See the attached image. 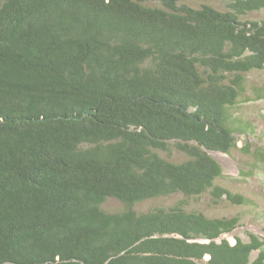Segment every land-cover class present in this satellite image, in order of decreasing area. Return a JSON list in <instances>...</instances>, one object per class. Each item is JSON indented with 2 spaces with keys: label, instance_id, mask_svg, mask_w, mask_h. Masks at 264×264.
<instances>
[{
  "label": "trees",
  "instance_id": "1",
  "mask_svg": "<svg viewBox=\"0 0 264 264\" xmlns=\"http://www.w3.org/2000/svg\"><path fill=\"white\" fill-rule=\"evenodd\" d=\"M148 1L0 0V264H264V239L221 238L237 217L185 201L246 202L208 152L247 133L231 110L264 19L241 17L264 0Z\"/></svg>",
  "mask_w": 264,
  "mask_h": 264
},
{
  "label": "rangeland",
  "instance_id": "2",
  "mask_svg": "<svg viewBox=\"0 0 264 264\" xmlns=\"http://www.w3.org/2000/svg\"><path fill=\"white\" fill-rule=\"evenodd\" d=\"M180 2L196 8L201 4H209L218 10L226 9L225 1L180 0ZM148 3L159 6L156 0H149ZM261 19H264V10L249 12L241 17V20ZM243 78V91L239 93L231 112L241 120L247 133L237 137L236 147L229 153L215 151L208 153L221 167L222 173L217 184L232 193L242 195L246 202L236 205L221 200L214 204L207 193L185 199L188 210L201 212L209 218L237 217L239 219L237 227L231 233L221 236L231 244L235 242V238L247 242L248 234L264 239V162L257 155V151L264 152V69L247 73ZM158 153L174 162L184 158L173 150ZM180 199H183V196L147 200L137 204L136 209L145 211L157 205L170 206ZM121 207L122 205L114 199H108L102 204V208L107 212L118 211ZM255 255L256 252H252L251 260Z\"/></svg>",
  "mask_w": 264,
  "mask_h": 264
}]
</instances>
